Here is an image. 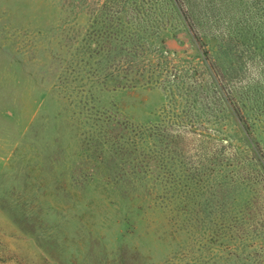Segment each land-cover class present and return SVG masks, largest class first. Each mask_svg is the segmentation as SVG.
<instances>
[{"label":"rangeland","instance_id":"obj_1","mask_svg":"<svg viewBox=\"0 0 264 264\" xmlns=\"http://www.w3.org/2000/svg\"><path fill=\"white\" fill-rule=\"evenodd\" d=\"M0 264H264V0H0Z\"/></svg>","mask_w":264,"mask_h":264}]
</instances>
